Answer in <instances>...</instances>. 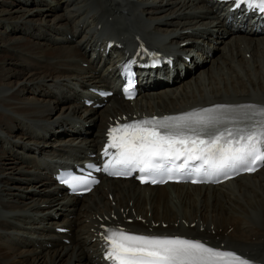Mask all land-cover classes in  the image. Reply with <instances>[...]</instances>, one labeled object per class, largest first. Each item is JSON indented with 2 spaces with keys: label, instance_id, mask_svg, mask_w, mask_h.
I'll return each mask as SVG.
<instances>
[{
  "label": "bare ground",
  "instance_id": "6f19581e",
  "mask_svg": "<svg viewBox=\"0 0 264 264\" xmlns=\"http://www.w3.org/2000/svg\"><path fill=\"white\" fill-rule=\"evenodd\" d=\"M54 1L5 0L9 8L0 18L24 34L0 30V264H104L98 231L104 224L170 231L216 249L233 245L246 260H264V168L234 178L232 186H148L103 177L81 197L69 196L52 178L54 167L79 163L101 148L106 125L120 117L264 101V34L250 29L232 38L223 8L207 0ZM61 5L58 14L65 17L45 20ZM109 37L126 49L142 41L169 54L191 38L199 51L184 77L166 86L153 80L133 100L114 93L99 108L84 106V115L79 97L104 99L100 90L118 80L111 60L118 48L107 52ZM229 59L233 69L220 77Z\"/></svg>",
  "mask_w": 264,
  "mask_h": 264
},
{
  "label": "snow or ice",
  "instance_id": "6c2138e0",
  "mask_svg": "<svg viewBox=\"0 0 264 264\" xmlns=\"http://www.w3.org/2000/svg\"><path fill=\"white\" fill-rule=\"evenodd\" d=\"M239 3L264 12V0ZM108 135V147L116 149V154L104 171L116 165L120 169L110 174L139 170L142 183H163L165 176L173 179L190 161H201L195 172L204 176L221 172L227 175L226 170L238 168L254 172L257 165H264V107L217 105L179 116L125 123L110 129ZM177 161L182 163L177 165ZM103 238L106 259L112 264H249L232 251L192 239L134 234L122 229H108Z\"/></svg>",
  "mask_w": 264,
  "mask_h": 264
},
{
  "label": "rangeland",
  "instance_id": "374dc122",
  "mask_svg": "<svg viewBox=\"0 0 264 264\" xmlns=\"http://www.w3.org/2000/svg\"><path fill=\"white\" fill-rule=\"evenodd\" d=\"M5 1V0H4ZM3 0H0V18L1 17H5L6 16V14H4V10L5 9H8L9 7H8V4H6L5 2H4ZM54 1V0H53ZM55 2V5H56V3H57V5H59L60 3H61V1L59 0V1H54ZM28 5H31L30 3H28ZM19 4H16L15 6H13V8L12 9H17V7H18V9H19ZM29 8L30 7H34V5H31V6H28ZM42 7H47V6H44V4H43V6ZM47 9H49L50 10V8L48 7V8H46V11H47ZM52 10V9H51ZM69 10H70V8H69ZM68 10V11H69ZM2 11V12H1ZM3 13V14H2ZM46 13H48V12H46ZM55 14H57V12H53L51 15L52 16H50V15H48L46 18H45V20H47V21H49V22H54L53 20H54V16H55ZM65 17V16H63V14H61V15H59L58 14V16L57 17ZM40 17V18H39ZM57 17H56V20H55V23L57 22ZM34 18H36V19H38L39 18V20H42V15L41 16H36V17H34ZM47 18H49V19H47ZM35 19V20H36ZM61 21H64V18H62V20ZM70 22V24L68 25V27H72L71 26V22H73V20L71 19V21H69ZM74 23V22H73ZM3 24V25H2ZM2 25V26H1ZM5 29H8L6 32L8 33V35L10 36V37H12V36H24V34H22V31L19 29V28H15V31H10L9 29H10V27L9 26H7V24H5V22H3V21H0V30L1 31H4ZM35 30H37V29H33L32 30V33L35 31ZM16 31H18V32H16ZM10 32V33H9ZM30 37H32V36H30ZM24 38H28L29 39V36H25ZM33 38V37H32ZM30 40H32V39H30ZM49 41V40H48ZM16 51H18V50H16ZM20 52V51H19ZM231 59V58H230ZM230 59L229 60H226V62L222 65L224 68H222V70L221 71H219L218 73H219V75H220V77L222 76V75H224V76H226L228 73H230L231 72V70L233 69V62L232 61H230ZM222 71H226V73H222ZM66 94V93H65ZM60 111V107L58 108V111L55 113V114H57L58 112ZM14 118V117H13ZM63 126V123H62V125H61V127ZM89 126V125H88ZM90 127V126H89ZM88 128V127H87ZM91 130L92 131H94L95 130V126L94 125H92L91 126ZM20 130L19 129H17L16 131H15V133H18ZM64 137H67L66 135H63L62 136V138H64ZM12 158L11 159H14V156H11ZM261 216V215H260ZM228 230H230L229 228H228Z\"/></svg>",
  "mask_w": 264,
  "mask_h": 264
}]
</instances>
